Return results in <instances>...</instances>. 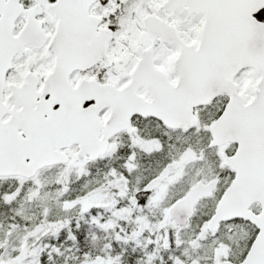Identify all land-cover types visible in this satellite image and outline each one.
Listing matches in <instances>:
<instances>
[{
    "label": "snow or ice",
    "instance_id": "snow-or-ice-1",
    "mask_svg": "<svg viewBox=\"0 0 264 264\" xmlns=\"http://www.w3.org/2000/svg\"><path fill=\"white\" fill-rule=\"evenodd\" d=\"M0 264H264V0H0Z\"/></svg>",
    "mask_w": 264,
    "mask_h": 264
}]
</instances>
